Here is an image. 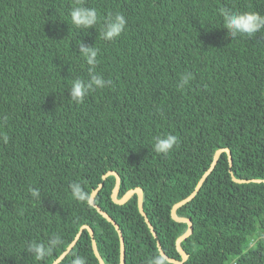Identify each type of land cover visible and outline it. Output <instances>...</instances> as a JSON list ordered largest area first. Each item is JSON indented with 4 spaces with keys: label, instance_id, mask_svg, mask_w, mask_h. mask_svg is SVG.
Returning a JSON list of instances; mask_svg holds the SVG:
<instances>
[{
    "label": "trees",
    "instance_id": "trees-1",
    "mask_svg": "<svg viewBox=\"0 0 264 264\" xmlns=\"http://www.w3.org/2000/svg\"><path fill=\"white\" fill-rule=\"evenodd\" d=\"M95 8L89 29L71 23L77 3ZM257 11L264 0H0V264H52L84 229L59 264L76 257L120 264L119 233L95 206L76 200L70 184L89 193L122 231L125 264H149L160 253L182 260L176 240L188 223L172 216L215 153L213 171L197 195L176 210L192 221L181 242L182 264H264V30L227 37L219 10ZM116 12L127 19L114 40L100 36ZM80 43L98 49L95 73L111 84L71 100L75 79L92 73ZM194 79L184 88L182 73ZM4 117H7L5 120ZM174 134L168 155L154 138ZM115 171L120 176L115 202ZM40 191L35 198L29 191ZM61 243L43 260L30 242ZM168 264H176L168 261Z\"/></svg>",
    "mask_w": 264,
    "mask_h": 264
},
{
    "label": "clouds",
    "instance_id": "clouds-1",
    "mask_svg": "<svg viewBox=\"0 0 264 264\" xmlns=\"http://www.w3.org/2000/svg\"><path fill=\"white\" fill-rule=\"evenodd\" d=\"M223 17L225 28H227V37L236 38L238 35L253 36L261 30H264V15L257 11L233 12L227 8L219 10ZM71 23L80 29H89L96 26L99 21L98 12L95 8L82 6L79 2L71 8ZM127 19L121 12H116L104 24L100 36L104 40H114L119 37L125 30ZM80 54L86 60L89 72L92 73L91 79L84 81L81 79L73 80L71 84V100L80 104L85 96L95 89H103L111 84V81L105 80L102 75L96 74L95 69L98 64V49L94 46H86L80 43ZM194 79V74L190 71L181 74L178 87L184 88ZM6 120L7 117H4ZM0 138L7 144L9 136L6 133H0ZM154 151L163 155H168L175 146L179 144V138L171 133L159 135L154 138ZM72 196L81 202L86 203L89 207L94 206V195L86 192L79 182L70 184ZM31 195L39 198L40 191L36 188H30ZM61 243L59 236L51 238L47 244L32 241L27 246V251L32 253L37 260H43L49 255L54 247ZM72 264H86L85 259L76 257ZM149 264H168L167 257L163 253L155 255Z\"/></svg>",
    "mask_w": 264,
    "mask_h": 264
},
{
    "label": "water",
    "instance_id": "water-1",
    "mask_svg": "<svg viewBox=\"0 0 264 264\" xmlns=\"http://www.w3.org/2000/svg\"><path fill=\"white\" fill-rule=\"evenodd\" d=\"M222 152H226L227 155H228V158H229V162H230V166L232 165V155H231V151L228 147H225V148H221L219 150H217V152L215 153V157H214V160L212 161L210 167L204 172V174L202 175V177L200 178L195 190L188 196L186 197L185 199L181 200L180 202L176 203L173 208H172V216L174 219L178 220V221H183V222H186L188 223V229L186 230V232L184 234H182L180 237H178V239L176 240V246H177V250L179 251V253L181 254L182 256V260H176L174 258H171L169 256H167L165 254V252L163 251L162 247H161V244L160 242L158 241L157 242V245H158V248H159V251L160 253H163L165 254V256L167 257V260L170 261V262H173V263H176V264H182L188 257V255L185 253V251L182 249L181 247V242L187 238L193 231V223L190 219L188 218H185V217H179L177 214H176V210L182 206L183 204H185L186 202L192 200L196 195L197 193L199 192L203 182L205 181V179L208 177V175L213 171V169L215 168L216 166V163L218 161V158H219V155L222 153ZM110 174H114L116 176V186L113 190V194H112V197L114 199L115 202H118V203H123L125 201H127L133 194H137L138 195V204H139V210L141 212V214L143 216H145V219H146V222L148 223V226L149 228L151 229L153 235L155 237H157V234L152 226V224L150 223L149 219L147 218L145 212H144V208H143V190L140 188V187H137L135 189H131L129 190L122 198L118 199L117 198V192H118V189H119V184H120V176L117 172L115 171H109L108 173H106L104 175V178ZM233 179L236 181V182H261V181H264L261 180V179H237L233 176ZM102 184H100L98 186V188H96L94 191H93V195L95 197L96 193L98 192V190L101 188ZM94 206L97 208V210L108 220L110 221L114 227L116 228V230L118 231L119 233V237H120V245H121V255H120V264H125V245H124V237H123V234H122V231L121 229L119 228L117 222H115V220L110 216L108 215L104 210L101 209V207H99L98 205H96L94 203ZM84 229H88V231L90 232L91 236L93 237L94 233H93V230L91 229V227L89 226H82L80 231L78 232V234L75 236V238L73 239V241L69 244V246L67 247V249L62 252V254L52 263V264H59L63 258H65V256L71 251V249L74 247V245L76 244L78 238L80 237L82 231ZM92 247H93V251L96 255V257L98 258L99 260V264H105L100 253L98 252V249H97V244H96V241L95 239L93 238L92 239Z\"/></svg>",
    "mask_w": 264,
    "mask_h": 264
}]
</instances>
